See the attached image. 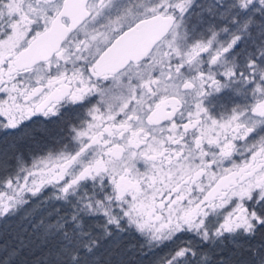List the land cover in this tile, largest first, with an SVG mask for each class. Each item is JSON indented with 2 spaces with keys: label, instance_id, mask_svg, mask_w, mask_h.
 <instances>
[{
  "label": "flooded vegetation",
  "instance_id": "obj_1",
  "mask_svg": "<svg viewBox=\"0 0 264 264\" xmlns=\"http://www.w3.org/2000/svg\"><path fill=\"white\" fill-rule=\"evenodd\" d=\"M62 1L32 0L36 16L24 15L17 27L22 45L0 61V86L13 88L11 97L19 99L18 106L28 104L31 118L61 111L63 142L73 146L66 159L77 154L61 166V180L114 194L126 208L175 207L182 213L173 224L180 227L224 199L222 210L236 206L242 224L236 229L240 248L256 254L264 242V0L241 10L236 42L219 53H213L218 43L209 42L210 30L189 31L200 24L191 15L172 50L157 53L171 30L146 57L116 72L98 70L100 56L120 33L152 14L132 19L114 8L90 27L91 4L100 0H89L88 18L66 35L51 59L8 77L13 58L50 27ZM197 40L206 43L192 47ZM63 88L68 91L61 101L35 112L49 93ZM235 187L237 197L228 202ZM207 229L182 228L174 238L206 243Z\"/></svg>",
  "mask_w": 264,
  "mask_h": 264
},
{
  "label": "rangeland",
  "instance_id": "obj_2",
  "mask_svg": "<svg viewBox=\"0 0 264 264\" xmlns=\"http://www.w3.org/2000/svg\"><path fill=\"white\" fill-rule=\"evenodd\" d=\"M151 1L100 0L98 3L94 1L91 4V18L88 20L90 27L98 23L99 19L107 17L106 11L114 8L122 15L127 12L126 16L132 19L153 13L175 16V26L159 45L157 50L159 54L160 49L172 50L175 47V38L180 33L186 34L188 28L186 22L192 15L200 24L195 22L189 31L193 33V30L201 26L210 30L212 39L209 42L218 43L213 53H219L230 44L234 45L239 29L238 14L242 9L250 11L255 3V0H231L228 3H219V0H159L154 3ZM31 2L32 0H0V61L6 54L17 51L22 45L24 35L17 31V27H21L22 22L26 21L24 15L36 16L37 9L30 7ZM142 4H145L144 7H141ZM205 5L220 7L226 13H219L220 16L214 23L204 17V12L208 9L197 10ZM227 13L232 17H227ZM200 41H194L192 47L206 43ZM190 48L186 47L184 52L187 53ZM198 63L196 59L195 64ZM224 63L225 61H221V65ZM12 92V87L0 86V132H8L17 124L31 118L28 114L31 110L28 104L18 106L20 101L11 97L14 94ZM78 143L81 142H74L73 145ZM67 156L68 154L64 153L40 157L12 175H7L0 182V258L4 255V259H0V264H9L16 258L20 264H26L27 261L29 264H61L63 259L66 264L65 257L69 260L72 257L80 264H98L100 258L98 240L105 235L110 236L112 230L114 235H111V238L118 242L126 232L121 229L125 227L123 224L131 228L135 234L149 240L148 242L155 248L164 238L177 239L178 237L174 236L181 233L182 228L188 230L191 226H196L197 229L208 228L212 247L218 245L223 233L229 231L231 241H237L236 229L239 230L242 224L235 218L236 206L222 210V203L226 200L216 201L208 213L200 210L197 219L193 217L185 220L181 227L175 226L174 218L182 213L175 207L159 211L153 207L142 209L136 204L126 208L123 206L126 205V201L119 202L114 194L103 195L104 200L101 203L94 199L96 195L93 193L94 188L89 190V186L85 187L84 184L70 187L61 180L63 178L61 163ZM91 186L94 184L91 183ZM85 188L87 190H84ZM229 191L226 196L229 198L228 202L232 197L236 199L238 193L236 187ZM199 242L189 244L198 245ZM185 249L181 248L176 254L171 255V258H167V255L157 257L150 264H187L183 260L188 257L187 254L192 256V253ZM23 251L27 256L35 252L36 256L31 261L22 257ZM215 251L213 249V253Z\"/></svg>",
  "mask_w": 264,
  "mask_h": 264
},
{
  "label": "trees",
  "instance_id": "obj_3",
  "mask_svg": "<svg viewBox=\"0 0 264 264\" xmlns=\"http://www.w3.org/2000/svg\"><path fill=\"white\" fill-rule=\"evenodd\" d=\"M157 1L159 0H152L151 2ZM229 1L231 0H219L218 2L228 3ZM144 5L142 4L141 7H144ZM200 9L204 11L208 9L207 12H204V17L211 19L214 23L220 16L219 13H226L220 7H212V5H205L197 10ZM227 14V17H232L230 13ZM193 20H196V18H193ZM65 128L66 123L61 111H56L48 117L36 116L25 120L8 132L1 131L0 182L7 175H12L18 169L31 164L40 157L72 153V142H63ZM94 196V199L98 202L102 203L104 200L102 194ZM123 225L125 227L121 229L126 232L122 234V239L118 242L112 240L111 237L114 235V231L112 230H110V236L105 235L98 240L100 245L98 264H150L157 257L167 255V258H171V255L176 254L181 248H186L185 251L192 253V256L187 254L188 257L183 260L187 264H264V256L258 255V252L260 253L264 250V242L259 243V249H257L256 254L254 251L251 252V249L242 251L238 240L231 241L230 231L223 233L220 243L218 245L215 244L213 247L212 238L208 242L198 245L180 241L178 238L173 240L164 238L155 248L153 244L148 242L149 240L144 239L140 234H135L126 224ZM153 248L155 249L153 250ZM213 249L216 250L215 253H213ZM254 254L255 256H253ZM21 255L22 257L31 259V261L36 256L35 252L27 256L25 251L21 252ZM0 259H4V255ZM65 259L67 260L66 264H80L73 260L72 257H70V260L66 257ZM9 264H20V262L16 258ZM26 264H29V261ZM61 264H65L64 259Z\"/></svg>",
  "mask_w": 264,
  "mask_h": 264
},
{
  "label": "water",
  "instance_id": "obj_4",
  "mask_svg": "<svg viewBox=\"0 0 264 264\" xmlns=\"http://www.w3.org/2000/svg\"><path fill=\"white\" fill-rule=\"evenodd\" d=\"M54 2L55 0H46ZM89 0H63L62 7L53 18L50 27L32 38L13 58V67L7 72L10 77L19 69L45 62L59 51L66 35L77 28L89 16ZM67 20V24L62 19ZM174 27L172 15L155 13L137 20L120 33L100 56L96 68L101 71L116 72L128 63H136L146 57ZM68 88L55 89L35 106V112L41 113L53 102L61 101ZM74 154L71 159H75ZM71 159L61 163L67 166Z\"/></svg>",
  "mask_w": 264,
  "mask_h": 264
}]
</instances>
